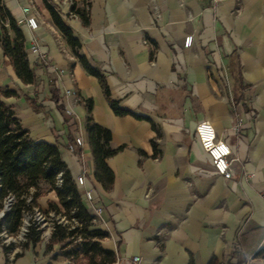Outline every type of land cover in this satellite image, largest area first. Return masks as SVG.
<instances>
[{"label":"crops","instance_id":"0c3cea01","mask_svg":"<svg viewBox=\"0 0 264 264\" xmlns=\"http://www.w3.org/2000/svg\"><path fill=\"white\" fill-rule=\"evenodd\" d=\"M6 1L0 4L14 20L20 7L35 0H13L11 9ZM74 1L83 7L82 0ZM87 2L86 26L69 18L65 6L60 11L79 42L78 54L102 74L110 100L146 119L112 113L96 78L83 71L39 6L40 14L32 6L35 31L15 23L35 80L22 84L0 49V92L14 94L0 96L1 102L31 140L57 146L72 180L84 172L86 184L77 192L93 217L90 228L107 234L100 246L115 258L137 256L139 264H264L254 257L264 246V0ZM186 35L192 44L183 49ZM32 37L55 71L27 53ZM52 88L60 108L52 103ZM66 106L75 117L69 123ZM88 116L109 130L111 148L121 147L105 159L113 175L108 191L93 178L84 132ZM238 119L242 126L235 131ZM198 122L209 123L216 139L229 146V180L212 171L199 149ZM77 129L82 146L69 154L65 144ZM85 190L92 193L91 206ZM48 201L59 208L55 193L45 190L36 199L42 212ZM47 240L40 238L16 258L19 249L4 255L0 247V264H67L53 256L58 245L46 251Z\"/></svg>","mask_w":264,"mask_h":264},{"label":"trees","instance_id":"16d2710c","mask_svg":"<svg viewBox=\"0 0 264 264\" xmlns=\"http://www.w3.org/2000/svg\"><path fill=\"white\" fill-rule=\"evenodd\" d=\"M88 0H82L83 7L77 8L75 1L69 7L82 26L88 24ZM46 3V2H45ZM50 21L61 34L66 45L78 60L83 71L98 81L102 94L108 100L109 108L115 116H130L137 120L146 118L136 116L129 111L117 106L115 101L109 99L108 90L102 74L97 67L92 66L78 54L80 48L78 40L73 37L71 30L63 23L60 16L46 3ZM6 22V27L3 24ZM24 39L18 26L11 18L7 10L0 4V49L6 57L14 75L22 84H32L35 76L29 68L24 52ZM51 100L54 106L60 108L57 103L56 91L50 90ZM12 92H0V96H13ZM87 111H90L91 101H85ZM84 132L93 161V178L108 191L112 185L113 175L105 164V159L114 156L119 148H111L110 132L106 128L92 122L90 116L86 117ZM153 155H156L155 145L151 141ZM59 175L60 185L56 186V177ZM41 186H46L47 191H53L56 195L59 208L52 202H47V211L54 217H63L67 224L52 222V231L45 245L46 251L51 250L52 245H58L54 257L59 255L67 264H112L115 260L112 251L103 249L99 242L107 237L101 230L91 229L93 217L89 215L81 203L76 186L62 161L58 148L54 144L43 141H33L28 137L27 131L22 129L14 112L0 100V205L6 196H12L13 202L4 214L0 223V233L6 236H14L21 227L22 215L31 207H37L36 199L41 196ZM30 198L26 203V198ZM39 209V208H38ZM40 210V209H39ZM71 212H73L71 214ZM71 219L77 223L74 226ZM73 227V228H71ZM80 240L75 242L76 238ZM40 231L32 225L27 229L24 241L19 246L20 252H15L16 258L29 246L39 242ZM0 247L7 255L12 252V244ZM254 257L264 258V246L254 253ZM192 264V262H189Z\"/></svg>","mask_w":264,"mask_h":264},{"label":"built area","instance_id":"2783aa9c","mask_svg":"<svg viewBox=\"0 0 264 264\" xmlns=\"http://www.w3.org/2000/svg\"><path fill=\"white\" fill-rule=\"evenodd\" d=\"M47 4H49L53 10L61 16V12L59 11V7H54L50 1L52 0H44ZM60 4L62 6H65L67 8V16L69 18H75L73 14L69 12V7L72 3V0H59ZM87 7H85V10ZM15 23L20 25H25L28 30L35 31L38 27L37 21H36V13L32 6H22L19 8V16L14 19ZM3 26L6 27V22L3 24ZM192 44V36L186 35L182 39V48L188 49L190 48ZM27 53L31 54L36 57L37 60H39L42 65H44L48 70L55 71V66L50 64L48 61L46 55L44 52L40 51V48L38 46L36 38L32 37L29 40V46L27 49ZM72 94L70 90L65 91V95L69 96ZM63 113L66 118H68V123L71 121V119H74V114L71 112V109L69 106H66L63 108ZM242 126V122L240 119L237 120L234 130L238 131ZM194 136L196 139V142L198 144L199 149L201 150L203 156L207 160L210 168L212 171L220 176L223 179L229 180L232 178V171L230 168V164L232 159H230L231 151L229 146L226 144V142L216 139L215 133L207 122H198L194 127ZM82 146V138L79 133V130L77 129L73 141L68 142L65 144V149L69 154H74V149L77 147ZM76 187H83L86 184L85 178H84V172L80 171L73 180ZM60 185V179L59 175L56 177V186ZM84 201L91 206L92 204V193L90 190H85L84 193ZM264 196V195H263ZM30 198H26V203H28ZM13 202L12 196H6L0 205V223L3 220L4 214L8 211L10 208V205ZM100 212V207L94 208V214L98 215ZM73 212H71L72 214ZM56 221V223H63L67 224L68 222L64 220L63 217L57 218L54 217L52 213L45 214L41 210H39L37 207H31L29 211H26L22 215V222L21 227L19 228L18 232V238L21 241H24V236L27 232V229L32 225L35 227L36 230L40 231V238L47 240L50 236V233L52 231V222ZM71 222L74 226H77V223L71 219ZM73 228V227H71ZM4 232L2 231L1 234ZM9 241L12 240L11 238L8 239ZM80 239L77 237L76 242H78ZM1 244L7 245L8 242L1 241ZM112 264H139V258L137 256H132L129 259H118L115 258L114 262Z\"/></svg>","mask_w":264,"mask_h":264},{"label":"rangeland","instance_id":"374dc122","mask_svg":"<svg viewBox=\"0 0 264 264\" xmlns=\"http://www.w3.org/2000/svg\"><path fill=\"white\" fill-rule=\"evenodd\" d=\"M54 1H50V3L54 6V7H57V5H55L54 3H53ZM55 2H58V0H55ZM5 5H6V7H7V9H11L13 6H15V3H14V1L13 0H9V1H6V3H5ZM58 7H60L59 8V11H65L66 10V8L64 7V8H61V7H63L61 4H59V2H58ZM32 6H34L37 10H38V12H39V14H40V9H39V7L40 8H43V10H45V11H47L46 10V3H45V1L44 0H35V1H32ZM39 6V7H38ZM44 12V11H43ZM40 189H41V192H44L45 190H46V186H41L40 187ZM18 232H19V230H18ZM18 232H17V234L16 235H14V236H6V234H1L0 233V239H1V241L3 240L4 242L6 241V242H8V244H12V251H15V250H18L19 249V246H20V244H21V240H19V238H18ZM9 238H11L12 240H8ZM76 242V241H75ZM7 244V245H8ZM82 262V264H84V261H81Z\"/></svg>","mask_w":264,"mask_h":264}]
</instances>
